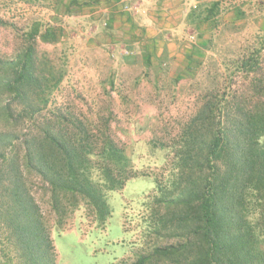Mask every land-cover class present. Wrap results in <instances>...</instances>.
<instances>
[{
  "label": "rangeland",
  "instance_id": "obj_1",
  "mask_svg": "<svg viewBox=\"0 0 264 264\" xmlns=\"http://www.w3.org/2000/svg\"><path fill=\"white\" fill-rule=\"evenodd\" d=\"M142 2L0 0V55L35 48L46 78L42 113L95 122L91 129L110 135L136 174L108 192L112 212L102 227L90 224L85 208L55 226L47 185L29 179L58 264L177 263L154 254L166 244L149 233L158 217L151 210L156 179L167 178L199 109L240 94L251 82L242 73L245 60L264 52V0H196L173 17ZM36 26L62 34L55 43L40 35L35 42ZM7 242L0 224V264H16L4 257Z\"/></svg>",
  "mask_w": 264,
  "mask_h": 264
},
{
  "label": "trees",
  "instance_id": "obj_2",
  "mask_svg": "<svg viewBox=\"0 0 264 264\" xmlns=\"http://www.w3.org/2000/svg\"><path fill=\"white\" fill-rule=\"evenodd\" d=\"M60 33L36 26L31 38L55 43ZM257 53L242 70L249 85L199 109L167 178L156 179L151 210L158 217L149 233L166 242L154 254L176 264H264V52ZM44 72L33 46L0 55V224L8 263L58 264L31 177L47 185L61 228L81 208L90 224L104 226L108 192L136 177L111 136L91 129L95 122L42 113Z\"/></svg>",
  "mask_w": 264,
  "mask_h": 264
},
{
  "label": "crops",
  "instance_id": "obj_3",
  "mask_svg": "<svg viewBox=\"0 0 264 264\" xmlns=\"http://www.w3.org/2000/svg\"><path fill=\"white\" fill-rule=\"evenodd\" d=\"M142 6H151L155 13L162 16L173 17L174 12L180 15L187 13L196 0H142ZM157 11V12H156Z\"/></svg>",
  "mask_w": 264,
  "mask_h": 264
}]
</instances>
